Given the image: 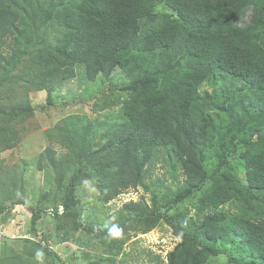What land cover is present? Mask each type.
<instances>
[{
    "label": "rangeland",
    "instance_id": "374dc122",
    "mask_svg": "<svg viewBox=\"0 0 264 264\" xmlns=\"http://www.w3.org/2000/svg\"><path fill=\"white\" fill-rule=\"evenodd\" d=\"M156 11L175 16L164 2ZM41 40L50 41L51 34ZM12 50L10 37L0 43V264H53L45 248L64 264H168L184 233L200 248L223 251L208 255L203 264H260L242 238L224 228L230 218L264 220V190L247 180L243 143L254 140L259 119L245 95L228 97L230 90L249 88L230 78L202 83L201 93L217 96L208 110L215 127L192 152L203 179L191 195L166 209L188 178L162 148L140 170L137 185L120 188L115 196L108 190L112 151L106 135L127 120V73L117 69L89 81L79 63L72 79L39 90L24 84L31 76L27 56L34 49L20 51L19 57L9 56ZM20 104L32 109L29 117H5ZM219 161L224 165L216 171ZM68 201L72 205L66 210ZM28 208L39 214L35 230ZM156 212L176 229L165 217L151 227L138 220ZM114 227L118 236L109 234Z\"/></svg>",
    "mask_w": 264,
    "mask_h": 264
},
{
    "label": "trees",
    "instance_id": "16d2710c",
    "mask_svg": "<svg viewBox=\"0 0 264 264\" xmlns=\"http://www.w3.org/2000/svg\"><path fill=\"white\" fill-rule=\"evenodd\" d=\"M160 2L175 16L160 15ZM45 33L51 34L50 41L41 40ZM9 37V56L34 49L27 56L31 76L24 84L35 89L49 90L72 79L79 63L89 81L117 69L127 73V120L106 135L112 151L106 170L113 182L111 195L137 185L140 170L158 148L175 157L188 178L166 209L191 195L203 179L194 166L193 149L215 127L208 110L216 93L199 89L205 81L227 78L249 88L239 93L228 88V97L245 95L254 105L259 125L254 140L243 142L244 163L249 184L264 190V0H0V43ZM32 112L20 104L5 117L15 120ZM223 165L219 161L216 171ZM63 204L66 210L72 205ZM28 209L35 230L39 214ZM163 217L156 212L140 214L138 220L151 227ZM165 221L176 229L169 218ZM224 228L241 237L248 254L264 263V220L230 218ZM44 253L53 264H64L47 248ZM222 253L200 248L184 233L168 264H203L208 255Z\"/></svg>",
    "mask_w": 264,
    "mask_h": 264
},
{
    "label": "clouds",
    "instance_id": "9594fccd",
    "mask_svg": "<svg viewBox=\"0 0 264 264\" xmlns=\"http://www.w3.org/2000/svg\"><path fill=\"white\" fill-rule=\"evenodd\" d=\"M110 235H114V236H118L120 233H119V229L117 228H112L110 229V232H109Z\"/></svg>",
    "mask_w": 264,
    "mask_h": 264
},
{
    "label": "built area",
    "instance_id": "2783aa9c",
    "mask_svg": "<svg viewBox=\"0 0 264 264\" xmlns=\"http://www.w3.org/2000/svg\"><path fill=\"white\" fill-rule=\"evenodd\" d=\"M59 213H62V207L59 208ZM51 216H54L53 214Z\"/></svg>",
    "mask_w": 264,
    "mask_h": 264
}]
</instances>
